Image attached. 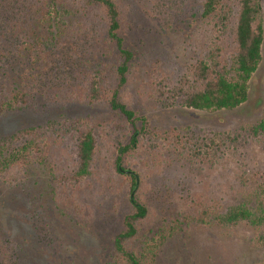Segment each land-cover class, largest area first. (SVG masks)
I'll use <instances>...</instances> for the list:
<instances>
[{
  "label": "trees",
  "instance_id": "16d2710c",
  "mask_svg": "<svg viewBox=\"0 0 264 264\" xmlns=\"http://www.w3.org/2000/svg\"><path fill=\"white\" fill-rule=\"evenodd\" d=\"M122 3L0 0V120L16 112L72 108L85 101L107 102L125 118L108 121L88 114L67 116L0 134V184L24 181L22 186L28 187L32 171L45 167L52 211L59 210L79 228H91L101 212L106 215L100 220L108 222L110 213L97 196L86 197L87 190L96 187L97 154L105 141L115 151L114 167L124 206L113 207L112 215L120 218V225L105 251V264H159V254L167 243L163 235L153 238L159 224L170 237L191 233L196 224L221 231L246 227L264 247L263 164L237 175L241 190L236 197L232 195V201L198 194L187 197L182 208L169 205L160 212L142 190V175L129 158L148 153L160 166L166 163L164 169L174 162L213 168L251 143L264 150V109L256 121L229 131L148 129L145 117L136 118L121 99L135 60L124 36ZM199 12L198 20L211 23L214 32L208 50L194 57L188 73L173 87L156 77L154 98L164 108L236 109L247 101L250 81L262 59V4L260 0H202ZM163 149L170 157L164 158ZM109 195L103 198L106 204L111 202ZM158 217L159 222L154 220ZM34 226L44 246V262L77 264L75 257H65L66 250L57 246L59 225L53 227L40 219ZM28 259L24 243L0 229V264H30Z\"/></svg>",
  "mask_w": 264,
  "mask_h": 264
},
{
  "label": "rangeland",
  "instance_id": "374dc122",
  "mask_svg": "<svg viewBox=\"0 0 264 264\" xmlns=\"http://www.w3.org/2000/svg\"><path fill=\"white\" fill-rule=\"evenodd\" d=\"M201 1L123 0L127 30L124 36L134 51L135 60L131 62V73L121 90V99L132 109L136 118L145 117L148 129L201 133L229 131L256 121L264 109V42L261 62L250 81L248 99L238 108L210 112L178 105L164 108L154 98L153 83L156 77L163 78L173 87L188 73L194 57L204 54L211 44L214 36L211 23L198 20ZM260 2L263 7L264 28V0ZM109 59L115 62L112 57ZM87 114L108 121L125 119L107 102L90 104L85 101L84 104H74L72 108L51 106L48 111L31 109L13 113L0 120V134H8L29 125L43 124L49 119ZM160 151L164 158L170 157L168 150ZM148 155L144 153L129 160L142 175V190L160 212L162 209L167 210L169 205L177 204L182 208L187 197L198 194L207 199L232 201L237 191L241 190L237 175L256 164L264 165V150L258 143L241 148L237 154L225 157L213 168L174 162L171 168L164 169L166 163L160 166ZM114 156L113 148L103 141L98 149L96 162L99 173L95 188L98 190H87L86 197L96 195L111 218L108 222L101 221V216L106 213H98L92 220L91 228L76 227L59 210L52 211L53 203L47 186L49 173L45 167L38 166L32 171L28 187L22 186L24 181L11 185L0 184V229L24 243V253L29 255L30 264H34L33 259L48 264L44 262L46 256L42 255L41 249L44 246L38 240L34 226L40 219L48 221L53 227L59 225L60 231L55 232L60 238L57 246L66 250L65 257H75L77 264H105V251L111 247L112 236L119 231L120 225V218L113 216V207H124L118 189L120 179L115 173ZM108 194L111 202L106 204L103 198ZM159 218L154 220L159 222ZM160 225L153 238L158 239L163 235L167 243L159 254V264H264V247L246 227L221 231L203 229L196 224L193 225V232H182L170 237L168 232L160 230ZM83 259H86L85 263Z\"/></svg>",
  "mask_w": 264,
  "mask_h": 264
}]
</instances>
